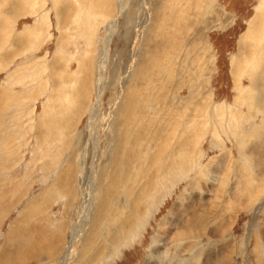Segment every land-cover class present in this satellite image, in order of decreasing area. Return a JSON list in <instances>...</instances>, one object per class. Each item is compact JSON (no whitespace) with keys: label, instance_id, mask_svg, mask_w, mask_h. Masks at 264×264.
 Listing matches in <instances>:
<instances>
[{"label":"rangeland","instance_id":"374dc122","mask_svg":"<svg viewBox=\"0 0 264 264\" xmlns=\"http://www.w3.org/2000/svg\"><path fill=\"white\" fill-rule=\"evenodd\" d=\"M122 1L0 0V264H264V0Z\"/></svg>","mask_w":264,"mask_h":264},{"label":"bare ground","instance_id":"6f19581e","mask_svg":"<svg viewBox=\"0 0 264 264\" xmlns=\"http://www.w3.org/2000/svg\"><path fill=\"white\" fill-rule=\"evenodd\" d=\"M124 8H125V5H124V3H123V1L122 0H120V2L118 3V9H119V12L120 13H122L123 12V10H124ZM114 25H115V22H112V23H110L109 24V26L107 27V30H108V32L110 33V37H109V39H108V41H105V46H104V50H103V52H101V54H100V59H101V65H100V68H99V73H100V77H99V84L102 82V76H103V72H104V69H105V65H106V55H108V52H109V49H110V42H111V36H112V31H113V29H114ZM111 27H112V29H111ZM249 28H250V32H249V35H248V37H251V36H254V37H256L257 39H259V40H261V38H263L264 37V27H259L258 25H256V24H251L250 26H249ZM259 28V30L257 31V29ZM247 37V38H248ZM245 41V40H244ZM243 41V42H244ZM18 42V41H17ZM264 44V43H263ZM240 55H241V53H240ZM261 55H262V57H263V59H264V45H262V49H261ZM151 67H152V65H151ZM154 69V68H153ZM98 84V85H99ZM97 91H98V103H97V105L94 107V109L96 108L97 109V106L99 105V103H100V100H101V98H100V92H101V90H100V85L98 86V89H97ZM102 96V95H101ZM95 109V110H96ZM97 112V111H96ZM95 116V115H94ZM136 138V137H135ZM213 161H215L216 162V164L215 163H210L211 165H217V166H215L216 167V169L217 168H219V167H221V166H223L224 164H225V158L222 156V158H217V159H215V160H213ZM224 163V164H223ZM212 168V167H211ZM211 168H209L208 170H210ZM214 170V169H213ZM212 169H211V171H213ZM218 170V169H217ZM210 171V172H211ZM209 172V171H208ZM216 172V171H215ZM208 177H210V176H208ZM201 192V191H200ZM193 193H194V191H193ZM233 197V196H232ZM195 202H196V200H195ZM199 202V201H198ZM181 208V207H180ZM173 210V209H172ZM178 211H179V209H178ZM181 211V210H180ZM177 212V211H176ZM182 213V212H181ZM173 215H175L174 213H173ZM177 216H179V215H177ZM175 218V217H174ZM134 220V219H133ZM175 222V221H174ZM203 222V221H202ZM199 223V222H198ZM197 226V225H196ZM199 226V225H198ZM158 239V238H157ZM159 240V239H158ZM114 242V241H113ZM74 243V242H73ZM160 243V242H159ZM72 244V243H71ZM159 245V244H158ZM188 247V246H187ZM158 248V247H157ZM153 249V248H152ZM156 250V249H155ZM151 252V251H150ZM152 253H153V251H152ZM160 253V252H159ZM151 256L152 257H154V253H153V255L151 254ZM151 256H149V257H151ZM151 257V258H152ZM198 257V256H197ZM65 259H66V256L64 257ZM63 258V259H64ZM150 259V258H149ZM148 259V260H149ZM62 262H61V264H65V260L63 261V260H61ZM152 261V260H151ZM153 261H155V260H153ZM202 261V260H201ZM156 262V261H155Z\"/></svg>","mask_w":264,"mask_h":264}]
</instances>
